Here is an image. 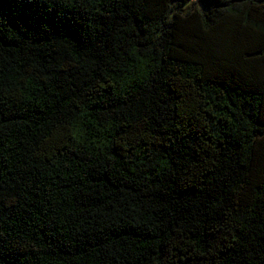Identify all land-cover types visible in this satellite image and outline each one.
<instances>
[{"label":"trees","instance_id":"trees-1","mask_svg":"<svg viewBox=\"0 0 264 264\" xmlns=\"http://www.w3.org/2000/svg\"><path fill=\"white\" fill-rule=\"evenodd\" d=\"M0 264H264V0H0Z\"/></svg>","mask_w":264,"mask_h":264}]
</instances>
